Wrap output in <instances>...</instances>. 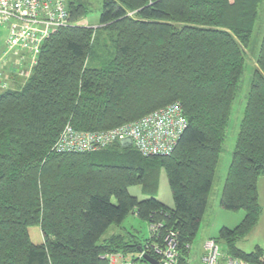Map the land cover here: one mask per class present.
<instances>
[{"label": "trees", "instance_id": "obj_1", "mask_svg": "<svg viewBox=\"0 0 264 264\" xmlns=\"http://www.w3.org/2000/svg\"><path fill=\"white\" fill-rule=\"evenodd\" d=\"M65 1L67 26L42 41L24 80L0 91V264H110L108 255L148 264L145 255L159 261L152 245L162 246L168 231L186 264L263 0H102L96 27L85 21V2ZM29 55H14L13 67H27ZM255 62L220 195L222 208L244 216L211 238L224 254L251 262L263 258L261 249L245 252L237 242L261 215L264 33ZM174 102L187 126L169 155L144 156L120 142L84 153L51 150L66 123L101 131ZM161 169L171 207L154 197ZM135 185L150 197L131 195ZM130 213L161 224L159 235L124 227ZM30 225L39 226L41 243L30 240ZM111 226L118 231L103 238Z\"/></svg>", "mask_w": 264, "mask_h": 264}, {"label": "built area", "instance_id": "obj_2", "mask_svg": "<svg viewBox=\"0 0 264 264\" xmlns=\"http://www.w3.org/2000/svg\"><path fill=\"white\" fill-rule=\"evenodd\" d=\"M68 12L65 0H0V46L5 52L29 51L30 66L18 69L19 75L27 76L40 44L58 28L67 26ZM0 59H2L0 57ZM17 66V65H16ZM1 73V72H0ZM187 126V119L179 102L154 110L138 120L101 131L76 130L66 123L59 132L51 150L54 153H84L108 147L124 138L144 156L169 155L175 148ZM161 224H151L149 231L159 235ZM159 255V264H179L177 239L172 231L163 235L162 246L152 245ZM140 258L143 253L138 255ZM110 264H117L121 255H108ZM202 264H264V258L251 262L224 254L213 239L203 244ZM118 264H134L121 260Z\"/></svg>", "mask_w": 264, "mask_h": 264}, {"label": "rangeland", "instance_id": "obj_3", "mask_svg": "<svg viewBox=\"0 0 264 264\" xmlns=\"http://www.w3.org/2000/svg\"><path fill=\"white\" fill-rule=\"evenodd\" d=\"M68 1V0H67ZM85 2L88 7V14L85 19L86 23L90 27H96L98 25L99 16L101 13L102 0H81ZM264 33V0L260 5L258 17L252 31L251 41L248 49L245 52V68L244 73L240 81L239 89L237 91L236 98L233 103L232 113L230 115V120L226 130L225 142L223 144V151L220 154L219 161L217 164L215 176L212 183L211 194L208 198V204L206 211L200 221L198 231L190 244L189 256L186 264H196L199 262L203 255V244L206 239L216 237L219 229L221 227H227L229 229L235 227L243 218L244 211H228L220 206V193L226 173L231 161L232 151L234 149L237 133L239 130L240 122L243 116V110L246 102L247 93L249 90L250 77L255 69V62L257 58V53ZM6 49V48H5ZM5 49L0 47L1 58L0 59V72L1 77L4 81L8 83L10 87L13 83L14 78L16 81H20L25 78L24 75H17L18 69L13 66L16 65V61L13 60V51L5 52ZM26 64H24L25 66ZM12 68V71L10 68ZM30 66V64L28 65ZM27 66V67H28ZM26 67L24 68V70ZM2 79V80H3ZM24 80V79H23ZM3 83V82H1ZM2 86L0 91H2ZM128 192L136 196L138 199H145L150 197V194H144L141 191V186L135 185L128 188ZM257 192H258V203L261 207V215L258 222L254 227L244 236L241 240L237 242V246L245 252H251L256 246H258L263 254L264 258V175L260 176L257 182ZM163 202L168 207L173 205L171 192L168 186L167 178L163 169L160 170L158 190L154 196ZM123 226L130 229L134 227L139 229L143 237H149L150 231L147 222L140 220L133 213L126 216ZM118 231L116 226H111L107 233L103 236L106 237L112 232ZM28 234L30 240L39 244L43 240L42 233L38 225L28 226ZM221 250L223 245H219ZM223 251V250H222ZM136 264H142V262H137Z\"/></svg>", "mask_w": 264, "mask_h": 264}, {"label": "water", "instance_id": "obj_4", "mask_svg": "<svg viewBox=\"0 0 264 264\" xmlns=\"http://www.w3.org/2000/svg\"><path fill=\"white\" fill-rule=\"evenodd\" d=\"M120 144L122 146H131L132 142H131V140L129 138H124V139L120 140ZM144 260L148 264H159V262L156 259H154V258H152L150 256H147V255L144 256Z\"/></svg>", "mask_w": 264, "mask_h": 264}, {"label": "crops", "instance_id": "obj_5", "mask_svg": "<svg viewBox=\"0 0 264 264\" xmlns=\"http://www.w3.org/2000/svg\"><path fill=\"white\" fill-rule=\"evenodd\" d=\"M3 49V48H2ZM0 54H1V50H0ZM1 56V55H0ZM14 60V59H13ZM255 62V61H254ZM255 65H256V62H255ZM9 68H10V66H9ZM10 70L12 71V68H10ZM0 75H1V73H0ZM3 79V77H1L0 76V82H1V80ZM3 81V84H0V87L1 86H3V88H6L7 86H8V83H6L5 81H4V79L2 80ZM223 187V186H222ZM210 194H211V192H210ZM220 195H221V193H220ZM210 196V195H209ZM262 256H263V254H262ZM196 264H202V262H201V260L199 261V262H197Z\"/></svg>", "mask_w": 264, "mask_h": 264}, {"label": "bare ground", "instance_id": "obj_6", "mask_svg": "<svg viewBox=\"0 0 264 264\" xmlns=\"http://www.w3.org/2000/svg\"><path fill=\"white\" fill-rule=\"evenodd\" d=\"M120 145V144H119Z\"/></svg>", "mask_w": 264, "mask_h": 264}]
</instances>
